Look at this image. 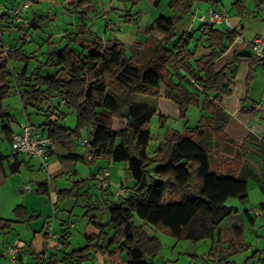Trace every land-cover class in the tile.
Masks as SVG:
<instances>
[{"label": "trees", "instance_id": "obj_1", "mask_svg": "<svg viewBox=\"0 0 264 264\" xmlns=\"http://www.w3.org/2000/svg\"><path fill=\"white\" fill-rule=\"evenodd\" d=\"M16 1L11 7L21 0ZM41 1L55 0H33L34 3ZM63 1L69 13L91 7L92 2ZM149 1L153 6L159 3L158 0ZM198 1L170 0L171 16L154 20L144 31L147 36L144 43L131 47V56H127L123 44L105 42L91 32H84L82 24L79 33L65 34L64 46L48 52L46 61L28 73L29 60L36 59V56H26L21 48L8 47L5 57L2 51L5 43L0 35V76L3 81L0 86V122L14 120L9 119L3 107L13 83L25 121L33 131L28 108L40 112L44 110L43 106H47L44 110L49 113L47 120L37 128L39 134L52 139L54 148L69 150L73 144L79 146L77 141L87 138L83 148L92 156L88 163L99 158L124 163L134 181L127 194L117 199H111L108 190H99L100 195L80 193L85 180L74 181L70 189L58 191L57 200L78 198L83 194L87 201L84 217L87 224L99 229V234L89 236L84 233L86 245L70 251L71 233L67 227L61 232L59 248L35 264H84L97 260V256L106 259L119 256L118 264H151L149 258L158 254L161 245L149 233V228L165 231L176 241L211 240L209 255L217 259L216 244L222 243L220 226L235 212L226 206V202L231 198L246 200L247 180L259 179L246 164L240 166L237 174L222 173L213 166L214 161L219 160L214 157L225 149L224 141L228 140L224 132L228 117L219 104L232 93V81L226 73L230 63L216 71L214 61L239 34L232 23L234 31H220L203 25L200 37L210 53L195 57L193 36L182 32L177 37V33ZM253 2L257 9L264 4V0ZM233 6L236 14L244 17V3L235 0ZM8 10L0 15V28L2 23H11ZM128 17L125 15V21L131 23L133 19ZM41 25L39 17L30 20L31 29ZM152 32L160 33L161 38L152 41L149 39ZM12 60L23 64L17 75L8 70V63ZM258 60L261 59L250 62L247 87L252 80L253 64ZM44 67L53 69V72L43 76ZM135 95L155 99L164 97L178 107L179 120L187 117L190 106H196L203 114L193 128L185 126L182 132L166 130L158 147L148 155L146 148L152 138L148 123L157 114V109L135 103ZM53 97L75 113L74 129L61 124L66 116L64 113L55 114L51 110H56L51 104ZM245 101L239 99L236 105ZM158 115L160 124L165 122L166 117ZM0 133L4 140L11 142L14 134L9 126L2 124ZM53 152L54 149L50 157ZM9 158L13 160L9 167L11 173H17L22 164L19 156L5 155L0 149V165ZM60 159L64 162L85 161L82 154H64ZM259 188L264 192V182L259 183ZM50 189L47 179L38 184L35 193L50 197ZM260 206L264 209V203ZM94 209L107 212V225L97 224L91 216ZM12 214V220L0 218V234L9 233L13 224L30 223L35 219L22 205L16 206ZM234 235L237 240L230 242L231 254L245 246L242 227L235 228ZM226 264L231 263L226 261Z\"/></svg>", "mask_w": 264, "mask_h": 264}, {"label": "rangeland", "instance_id": "obj_2", "mask_svg": "<svg viewBox=\"0 0 264 264\" xmlns=\"http://www.w3.org/2000/svg\"><path fill=\"white\" fill-rule=\"evenodd\" d=\"M31 1L33 2V0ZM158 1V5L153 6L149 0H92L91 7L89 9L82 8L76 13H69L66 11L63 0H55L52 2L41 1L40 3L33 2L26 15L29 20H32L35 15L41 18L42 25L37 29L30 28V41L22 42L18 31L12 28L11 23H2L1 37L7 47H13L15 49L21 48L24 55L36 56V59L31 58L29 60L28 73L46 61V54L48 52L53 49H60L64 46L66 41L63 36L65 34L79 33L80 25L82 24H84L85 27L84 32H91L93 35L98 36L105 42H112L114 38L113 36L115 35H124V39H121V42L126 49L127 56H131L132 50L129 45L130 42H132L131 46L134 44H143L147 38L144 33L145 29L157 18L161 16H171L172 14V11L168 8L170 0ZM226 1L229 0H223V2ZM13 2L14 0H0V14L5 13L8 8H11ZM82 11L84 13H82L81 19L80 12ZM205 13V9H200L198 11L195 3L192 8V13L187 15L181 23L177 37L182 33V29L186 26L189 17H195L196 22L193 28H196L201 24L199 17ZM138 14L139 16H137ZM125 15H129L128 18L133 19V21L131 23H127L125 21ZM107 24H111L112 27L107 29ZM151 40L154 42L158 41L159 35L153 32ZM10 65L15 75L19 74L23 68V64L15 60H12ZM52 72L53 69L44 67L42 75L47 76ZM1 85H3V81L0 76V86ZM12 85V92L9 97L4 100L3 107L4 111L14 120L13 122L6 121L2 124L4 126H9L15 132L19 129V126L25 122V114L15 92L14 84L12 83ZM133 101L135 103L152 105L156 103L155 99L143 95H135L133 97ZM51 104L56 108V110L51 109L55 114L64 113L66 115L61 121V124L70 129H74L75 113L67 110L58 98L53 97L51 99ZM43 107L44 110L47 109V106ZM44 110L35 112L31 108H28L27 113L29 115L31 125L35 128L39 127L47 120L49 113ZM200 116V110L196 106L189 107L187 117L184 120H178L170 117L166 118L165 122L160 124L158 113L154 115L148 123V128L150 129L152 138L146 148L147 154L151 155L158 147L159 143L163 140L166 130L173 129L182 132L184 125L188 128H193L200 119ZM82 135L84 136L85 134L82 133ZM0 149L5 155L9 156L11 154V147L8 140L0 139ZM73 150L86 156V151H83L82 148H74ZM216 158L218 157L215 156L214 159ZM27 161L31 162L32 160L29 159ZM4 163L5 168L7 169V162ZM33 164V172H30L26 166L23 165L20 169V173L15 175L8 174L9 178H14L9 180L5 187H3L0 183V218L12 220V209L19 205L27 206V208L33 211L34 215L37 216V218L31 221L29 225L19 223L15 224V226H13L14 230L11 234H0V264H11L7 257L1 255L3 249H5L8 244L14 246L18 240L28 243V241L32 239L34 234L33 232L39 231L45 218L49 221H53V223L55 221V227H57L58 219L69 217V221L73 224V227H70L69 229L71 233L69 240L70 251L73 249H79L86 245V241L83 237L84 227L88 223L87 219L84 217L87 211L85 208L87 204L85 197L82 194L78 198L71 197L69 199L56 200L57 192L63 189H70L73 186L74 181H86V184L83 186L80 193L88 192L91 195H100L99 190L95 188V184L100 179V169L106 167L110 172L109 182L112 187L118 188L122 186L128 192L134 184V181L129 172L126 170L124 163L110 162L103 158L96 159L92 163H88V161L86 163L77 162L75 165L74 163L68 162L65 166L68 169L72 168L70 173L56 175L55 177H53L54 175L52 173V175H49V173L42 169L41 165L37 164L35 160H33ZM39 165L41 169L39 168ZM217 165L218 161L215 160L213 166L219 170ZM74 170L77 171L78 175L71 173ZM91 174L96 175V180L91 179ZM47 179H49L50 187L53 190L52 195L47 197L44 194H36L34 191L37 189L38 184ZM21 183L30 185L32 192H20L16 189L18 188L17 185ZM127 192L124 195H126ZM110 198L117 199L115 196ZM262 201H264V196H262L258 190L256 180L250 178L248 180L247 200L242 201L236 198H231L226 202V206L233 207L239 212L245 226L243 228L242 241H244L247 246H255L257 240L256 235L264 241V218L256 217V225L253 228L246 221L244 216V212L253 209L252 207L258 211L259 204ZM92 212H94L95 218L98 222H101L108 217L107 212H102L98 209L91 210V213ZM236 218H234V220L227 219L220 226L227 240L230 239L228 229V227H230L229 224L232 223V221L235 223V221H237ZM138 222L139 221H137V223ZM148 231L159 240L161 245L158 254L154 258H149L151 264H226V261H217V259L209 255L212 247L211 240H203L195 243L183 240L176 241L165 231L152 230L150 228ZM229 245V241L225 242V244L222 245V247L225 246V249H221L219 254L223 256L226 254V251L230 252ZM259 246L260 249L264 248V242H262ZM42 248L43 247L39 250ZM20 251L22 254V264H34L38 260L46 258V256H50V254H46L44 256L40 255V257L38 256L34 259L31 257L32 249L28 245L23 246ZM52 252L53 251H50V253ZM247 256V251L243 250L231 254L227 260H229L231 264H246ZM249 262L247 264H258L256 260H253L251 263ZM84 264L99 263L97 260H93Z\"/></svg>", "mask_w": 264, "mask_h": 264}, {"label": "crops", "instance_id": "obj_3", "mask_svg": "<svg viewBox=\"0 0 264 264\" xmlns=\"http://www.w3.org/2000/svg\"><path fill=\"white\" fill-rule=\"evenodd\" d=\"M17 1L15 3H17ZM217 1H219L217 9L221 10L222 12L228 15L231 23L235 26L236 31L239 34V38L241 39L240 42H236L234 40L233 44L229 46L227 50L214 61V67L216 71L226 68V65L230 63L229 67L226 68V73L232 81L231 95L223 98V100L219 104V107L222 109L223 112L227 114L228 117L224 131L228 140L224 141V145L226 146L225 149L221 150L218 153V156H216L219 158L217 167L222 173L235 172V174H237L240 169V166L242 164H246L252 170L254 175L259 179V181H256V186L258 187V190L260 191L262 196H264V192H262L259 188V183L264 182V58L258 60L257 62H254L252 80L250 82L249 87L246 86V79L249 70V65L250 62L254 61L251 51V41L255 37H261L262 39H264V4H262L261 7L257 9L255 8V4L253 0H240L244 3L245 6V15L244 17L241 18L239 17V15L236 14V9L233 6L235 0H229L226 2H223V0H217ZM210 5H211L210 0H200L196 2L198 11L200 9H205V11H207ZM89 8L90 7H86V9ZM34 17L37 16L35 15ZM195 22H196L195 17L192 16L189 17V20L187 21L186 26L183 27L182 32L190 33L193 36V46L195 45L194 55L195 57L198 58L208 55L210 51L207 48H205L204 42L203 40H201L200 37L201 36L200 30L203 27V24L201 23L198 27L193 28ZM111 27H112L111 24H107V29ZM212 27L220 31L226 30L223 24H217ZM155 33L159 35V39H160L161 34L158 32ZM151 35L149 36V39H151ZM113 37L114 38L112 42H117L122 44L121 39H124V35L122 36L118 34ZM131 43L132 42H130L129 44L130 47L134 48L136 45L134 44L135 46L134 45L131 46ZM239 99L242 101L243 99H246V101L242 102L241 105L237 106L236 101ZM155 100L156 103H154L153 105L152 104H146V105L155 107L157 109V113H160L166 118H170V117L174 119L179 118L178 107L175 104H173L169 100H166L162 96ZM202 114L203 113L200 112V115ZM10 118L11 117L9 116V119ZM0 123L2 124V122ZM20 126L17 131L15 132L13 131V134L20 133L21 131ZM183 127H185V125ZM33 129L34 132L36 133L40 132V130L37 127L36 128L34 127ZM0 139H4L1 133H0ZM74 148L81 149L82 147L73 144V146L69 150L54 148V152L50 157V161H49V168H48L49 175L53 174L54 175L53 177H55L56 175L70 173L72 168L68 169L65 166V164H67L68 162L61 161L60 156L64 154H79V152L73 150ZM82 150L86 151V156H84L85 158L84 162L86 163L88 161L87 160L88 152L84 148H82ZM19 159L22 164L17 173H20V169L23 165L26 166V168L30 172H33L34 169L33 160H35L37 164H40L38 163L39 161L36 158L22 156L19 157ZM29 159H31L32 161L28 162L27 160ZM4 162H7V169L5 168ZM4 162L0 165V183L3 185V187L7 185L9 180H12L14 178V177L9 178L8 174L10 175L17 174V173H11L10 171L9 167L13 162L12 159L9 158ZM70 163H74L75 165V163L77 162H70ZM39 168L41 169L40 165ZM71 173L78 175L77 171L75 170L72 171ZM90 177L92 180H96V175L91 174ZM248 180H247V198H248ZM25 186H26L25 183L23 184L21 183L17 185L18 188L16 189H18L20 192H23L26 191L24 190ZM52 192L53 190L50 189V196L52 195ZM262 203H264V201H262L259 204L258 211L257 209L252 207L253 209L244 212L246 221L253 228L256 225V219H255L256 217L264 218V209H262L260 206ZM23 207H25L30 214H32L35 218H37V216L34 215L33 211L27 208V206H23ZM91 216L95 218L94 212L91 213ZM234 218H236L237 221H235V223L232 221V223L229 224L230 227H228L229 237H230L229 240L225 238L223 231L220 228L222 244L216 245L217 261L224 260L230 262L227 259L231 256L232 250H230V252L226 251V254L222 256L221 254H219L221 252V249H225V246L222 247V245L228 241L235 242L237 239L235 238L234 235V229L239 227H242L243 229L245 227L239 215L238 210H235V212L231 214V216L228 217L227 219L234 220ZM47 220H48L47 218L43 220L39 231L33 232L34 234L32 236V239L30 241L27 240L28 243L22 240H18L16 244H14V246H17L20 250L23 246L28 245L32 249L31 257L34 259L37 258L38 256L40 257V255L44 256L46 254H50V251L57 249L58 240L61 237L62 230L67 227L70 229L69 226L72 223L70 221L67 222V220H69V217L58 219L57 227H55V221H54L52 227V234L54 235V238L49 239L45 228V221ZM96 221L98 225L105 226L109 221V216L106 217L101 222H98L97 219ZM64 222L65 224H63ZM29 224L30 223H25V225H29ZM13 226H15V224L12 225V229L9 232L10 234L14 230ZM84 233L89 236L98 235L99 229H97L96 227L90 224H87L84 227ZM256 238L257 240L254 246L255 248L253 246H249V245L247 246L243 241V245L245 246L241 250H239V251H243V250L247 251L248 256H247L246 264L249 261H250L249 263H251L253 260H256L258 264H264V248L260 249L259 246L264 241H262L259 237H257V235ZM8 246L11 245L8 244L6 247ZM41 247L43 248L39 250ZM254 253L256 254L254 255ZM96 259L99 264H118L120 261L119 256H115L112 259H106L104 257L97 256ZM21 261H22V254L20 251V258L18 260V264H22Z\"/></svg>", "mask_w": 264, "mask_h": 264}, {"label": "built area", "instance_id": "obj_4", "mask_svg": "<svg viewBox=\"0 0 264 264\" xmlns=\"http://www.w3.org/2000/svg\"><path fill=\"white\" fill-rule=\"evenodd\" d=\"M211 5L207 9L206 13L199 17L200 22L205 26H214L217 24H223L227 30L234 31V27L228 15L221 10L217 9L219 1L210 0ZM33 2L31 0H21L19 3L9 8L8 14L10 16V22L12 28L16 29L19 33L20 40L22 42L30 41V20L28 19L26 13L28 9L32 6ZM1 15V14H0ZM1 29V28H0ZM2 34V29L0 35ZM2 36V35H1ZM236 42H240L241 39L237 37ZM7 45L5 44L2 48L3 55L6 57ZM251 51L252 57L254 59L264 58V39L261 37H255L251 41ZM8 70L12 73V67L10 62L8 63ZM21 131L18 134L12 136L10 147L11 154L19 157L27 156L31 158H36L42 169L48 172L50 153L54 149V144L52 139L49 137L36 133L32 130L30 125L25 121L21 126ZM87 143V138H83L77 141L80 147H85ZM92 156L88 155L87 160L90 161ZM110 172L109 169L104 167L100 169V179L96 182L95 188L97 190H108L112 196L117 198L125 194L126 189L124 187H112L109 183ZM24 190L31 191V187L26 185ZM53 221H45V228L49 239L54 238L52 234ZM73 227V224H70ZM59 244L57 248H59ZM2 256L7 257L11 264H17L20 250L17 246H8L1 252Z\"/></svg>", "mask_w": 264, "mask_h": 264}]
</instances>
